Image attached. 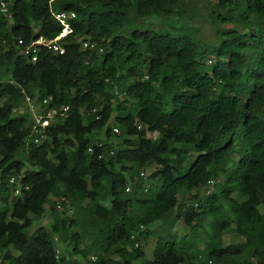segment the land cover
Segmentation results:
<instances>
[{
  "label": "trees",
  "instance_id": "16d2710c",
  "mask_svg": "<svg viewBox=\"0 0 264 264\" xmlns=\"http://www.w3.org/2000/svg\"><path fill=\"white\" fill-rule=\"evenodd\" d=\"M218 1L229 15L214 24L241 29L216 26L208 44L185 23L167 27L184 0H0V264H264V0ZM63 11L76 15L65 52L41 47L32 61L23 44L56 38ZM88 38L96 48L83 47ZM27 95L70 107L42 144L16 110ZM48 203L50 229L30 233ZM209 219L208 240L192 249ZM158 221L164 229H151ZM228 233L240 240L225 244ZM54 235L84 262L59 257Z\"/></svg>",
  "mask_w": 264,
  "mask_h": 264
},
{
  "label": "rangeland",
  "instance_id": "374dc122",
  "mask_svg": "<svg viewBox=\"0 0 264 264\" xmlns=\"http://www.w3.org/2000/svg\"><path fill=\"white\" fill-rule=\"evenodd\" d=\"M218 2H219L218 0H184L183 5L178 9L176 8L174 14L167 20V24H168L167 27L170 28L173 32H176L177 31L176 27H179L180 25H183V23H185V25H187V27L188 26L190 27V29L194 32L195 36L199 38L201 42L208 44L216 43L218 39L217 36L215 35L214 27L217 26L221 29H238V28L241 29L239 25H237L235 22H232L231 20H228L224 23L217 22L216 25L214 24L213 19H215L217 13L220 12L222 16L229 15L228 8L225 7L223 9H218L216 7ZM233 15L234 17L238 15V11L236 9L234 10ZM144 20L146 22H153L158 25H161L162 23L159 17H148ZM170 24H172L171 27L169 26ZM39 108L40 107L38 106V104L31 107V101L28 100L26 97L22 100L21 104L17 108L18 109L17 112L21 114H28L33 124L34 113H37L39 111ZM116 115L117 112H114L111 116V120L109 122L111 126L116 125L114 120V117ZM105 137H106L105 130L92 135V138L103 139ZM116 141L119 140L117 139ZM23 155H24L23 153L19 155L18 159H22ZM155 168L156 165L152 164L146 167L144 170L148 175H150ZM105 204L110 205V201H106ZM62 212L64 215H67L66 210ZM209 221L210 219L203 224L202 228L200 229V235L198 237L196 238H191V236L188 237L186 242L188 245H191L193 247L192 249H197V248L201 249L204 246V243L208 240L209 232L211 231V225ZM52 223H53V216H52V211L50 210V204L48 203L46 205L45 215L40 219H36L34 221V224L30 228L29 232L32 233L35 230V228L39 226H43L46 227L47 229H50ZM164 227H165V223L162 221L155 222L150 226V228L153 230H159L161 228L164 229ZM74 230L79 231L80 228L76 226L74 227ZM174 231L178 234L180 238L190 235V228L186 226L183 223V221H180L176 224ZM239 240L240 237L235 233H228L224 237L225 244L235 243L238 242ZM155 241L156 238L151 236L149 238V241L145 244L148 253V258L152 257ZM59 245H60V252H58L59 257H62L64 255V256H68L71 259L73 258L81 262H84V259L81 255H76L72 252V247L69 244L61 241Z\"/></svg>",
  "mask_w": 264,
  "mask_h": 264
},
{
  "label": "built area",
  "instance_id": "2783aa9c",
  "mask_svg": "<svg viewBox=\"0 0 264 264\" xmlns=\"http://www.w3.org/2000/svg\"><path fill=\"white\" fill-rule=\"evenodd\" d=\"M2 12L7 13L8 12V7L4 4L2 5L1 8ZM75 13L74 12H59L55 13V18L61 23L62 31L60 34L54 38V39H48L42 35L36 37L34 40H32L28 44H23V40H20L19 43L23 44V52L25 55H30L32 61L37 60V52L41 47H47L54 51L55 53L63 54L65 52V47L63 45V39L67 37L69 34L73 33L74 29L71 23V20L75 18ZM80 42H82L84 48H96L97 43L93 42L91 38L86 39L83 41V39H79ZM116 93L118 94L117 90ZM28 100L31 101V107L35 106L38 104L39 111L37 113H34V123L32 124L31 127V135L30 139L34 140V143L36 144H42L46 139H48V133L47 130L50 126L55 125L59 122L60 119H64L67 117L68 112L70 107L69 106H62L59 108H52V109H47L44 105L49 102L48 98H44L43 100H40L38 95H35L34 97L26 96ZM33 99V100H32ZM18 110V109H16ZM99 118V117H97ZM139 128H143L141 124L138 123ZM147 129V128H146ZM114 133H119L120 129L117 125H114L112 128ZM158 133L157 132H152L147 129V136L152 137V138H157ZM90 151H93V148L89 149ZM111 154H114V150L111 152ZM142 175L146 176L148 175L145 171L141 173ZM19 180L15 177L12 176L10 178V184L12 185V195L17 196L21 193L22 186L18 185ZM214 180H210L208 186L205 188L204 192L205 193H210L212 192L214 188ZM29 186H25V189H28ZM131 190V185H128L126 187V191ZM147 190V189H146ZM57 209L59 211H65L67 216H74V210L68 205L67 209L64 208L63 204L61 202H58L57 204ZM145 229L144 225H141L139 228V232L143 231ZM139 232H134L132 235L133 238L137 237ZM54 240L55 243H57V255L58 252H60V245L59 243L61 240L59 239L58 236L54 235ZM59 242V243H58ZM140 243H136L138 246ZM208 264H213L212 260L208 261Z\"/></svg>",
  "mask_w": 264,
  "mask_h": 264
}]
</instances>
